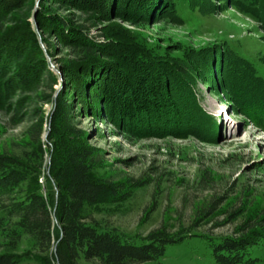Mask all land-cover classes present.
Wrapping results in <instances>:
<instances>
[{
    "label": "rangeland",
    "instance_id": "obj_1",
    "mask_svg": "<svg viewBox=\"0 0 264 264\" xmlns=\"http://www.w3.org/2000/svg\"><path fill=\"white\" fill-rule=\"evenodd\" d=\"M141 1H115L114 9L110 0L14 3L9 27L34 36L44 61L33 60L35 69H14L10 86L3 80L11 69L2 74L0 153L36 166L39 142L31 130L41 119L44 189L48 137L56 111L66 103L88 143L102 150L105 164L95 175L110 186L97 203L85 206L87 221L137 243L157 230L186 235L168 246L160 264H219L210 242L239 236L264 217V124L257 126L245 112L250 106L229 89L241 69L264 80V27L254 16L259 1L152 0L150 14ZM104 61L118 71L112 87L122 82L121 73L130 78V91L137 75L147 83L145 95L131 101L122 89L109 87L108 95L134 105L168 99L178 107L123 108L93 97L81 84L82 71ZM48 71L56 79L53 87ZM15 221L0 209V255L38 264L45 254ZM251 255L264 264V237Z\"/></svg>",
    "mask_w": 264,
    "mask_h": 264
},
{
    "label": "trees",
    "instance_id": "obj_2",
    "mask_svg": "<svg viewBox=\"0 0 264 264\" xmlns=\"http://www.w3.org/2000/svg\"><path fill=\"white\" fill-rule=\"evenodd\" d=\"M73 1L76 2V0ZM78 1L83 2V0ZM87 1L94 2V0ZM115 1L119 0L109 2L113 4L112 9L115 8ZM130 1L139 3L141 0H124L125 3H130ZM156 1L158 0H155V3ZM258 1L259 8L254 16L264 27V0ZM15 2L17 3V0H0V80L5 70L11 69L6 72L3 80L6 86L13 85L16 73L10 77V72H14V69H18L17 67L21 70L23 68L31 70L38 66V63L32 64L33 60L44 61L43 53L35 37H28L29 34L24 36L16 34L13 27L8 25L11 22L8 15L14 9ZM149 2L152 3V0L140 2L146 5V14H150L152 11L149 9L154 8H147ZM86 48L92 51L91 53L97 51L88 46ZM105 55L110 56L108 53ZM144 62L145 60L142 63ZM228 62L230 61L225 63L224 73L229 78L231 72ZM105 63V65H89L86 68L91 67L90 69L82 71L85 76L81 84H86L91 88L90 92L93 93V97L105 102L118 103L123 108L176 109L178 107L168 99H164L163 105L144 103L134 105L130 102L133 97L144 96L146 93L143 85L147 83L140 81L144 75L136 76L134 80L136 84L131 91L129 89L130 78L122 73L119 79L122 82L112 87L109 84L115 81V77L117 80L118 71L114 72L113 66L108 65V62ZM69 72L70 69L67 73ZM239 73L240 77L238 75L231 77L232 82L229 83V89L243 104L250 106L245 109V112L257 126L263 127L264 80L252 76L249 69H241ZM45 77L53 87L56 81L54 74L48 71ZM156 80H159L158 77ZM0 84V89L4 88V83ZM94 85L98 87V90ZM109 87L115 93L120 89L125 90L128 95L132 96L128 99L130 101H124L122 95L118 96L120 99L111 94L108 95ZM68 107L66 103L61 104L62 109L56 111L58 114L53 119L52 132L48 137L52 146L49 151L50 160L45 174L44 189L39 182L41 173L39 167L42 166L44 157V149L40 141L43 134L41 119L32 126L31 130L32 136L39 142L37 147L39 161H36V166H32L15 155L0 153V209L4 210L11 219H16L14 222L16 228L29 235L36 249L45 254L38 264H52L53 262L55 264H83L81 261L93 260H96L98 264H160L168 246L183 242L186 235L157 230L151 232L144 241L137 243L129 241L113 230L99 228L87 221V217L84 216L85 206L97 203L110 186L95 175V171L105 164L102 150L88 143L84 131L74 124L72 111ZM43 190L46 192L44 193ZM16 192L20 195H15ZM262 221L264 217L258 220L255 226L243 228L239 236H227L219 241L210 242L211 254L215 261L219 264H256L257 259L251 255V247L264 237ZM19 263L20 259L15 254L0 255V264Z\"/></svg>",
    "mask_w": 264,
    "mask_h": 264
}]
</instances>
